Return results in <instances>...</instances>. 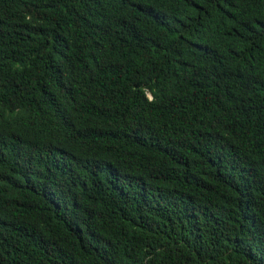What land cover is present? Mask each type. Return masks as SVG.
I'll return each instance as SVG.
<instances>
[{
	"label": "trees",
	"instance_id": "1",
	"mask_svg": "<svg viewBox=\"0 0 264 264\" xmlns=\"http://www.w3.org/2000/svg\"><path fill=\"white\" fill-rule=\"evenodd\" d=\"M0 264H264V0H0Z\"/></svg>",
	"mask_w": 264,
	"mask_h": 264
}]
</instances>
